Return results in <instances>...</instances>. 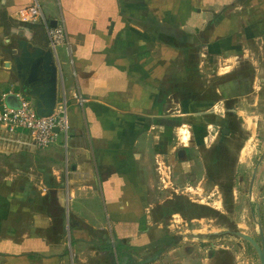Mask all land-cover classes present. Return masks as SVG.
<instances>
[{"label": "crops", "instance_id": "0c3cea01", "mask_svg": "<svg viewBox=\"0 0 264 264\" xmlns=\"http://www.w3.org/2000/svg\"><path fill=\"white\" fill-rule=\"evenodd\" d=\"M35 2L66 30L57 101L65 91L69 129L39 149L0 123V264H209L165 232L173 197L153 200L151 157L172 154L176 129L185 146L201 141L190 119L212 108V66L263 39L264 0H0V105L25 94L17 41L50 48L45 22L18 16Z\"/></svg>", "mask_w": 264, "mask_h": 264}, {"label": "rangeland", "instance_id": "374dc122", "mask_svg": "<svg viewBox=\"0 0 264 264\" xmlns=\"http://www.w3.org/2000/svg\"><path fill=\"white\" fill-rule=\"evenodd\" d=\"M261 33L263 39L258 44L251 39L239 57L214 62L211 73L216 76L208 84L214 89L212 108L209 113L190 119L202 125L201 141L190 140L185 146L176 129L172 132V154L160 151L151 157L155 190L163 192L154 195L153 200L173 197L176 203L174 215L161 218L164 230L171 235L184 233L187 250L200 262L203 259L209 264H261L248 240L226 232L241 230L260 242V222L264 234V159L250 193L251 177L264 151V31ZM227 66H231L229 71L222 73ZM237 75L244 82L243 89L236 93L234 86H227L226 82L235 80ZM221 85V93L216 92ZM224 128L228 133H224ZM164 168L169 169L172 183L163 181ZM185 221L189 224L183 230L180 225ZM163 250L156 256H161Z\"/></svg>", "mask_w": 264, "mask_h": 264}, {"label": "built area", "instance_id": "2783aa9c", "mask_svg": "<svg viewBox=\"0 0 264 264\" xmlns=\"http://www.w3.org/2000/svg\"><path fill=\"white\" fill-rule=\"evenodd\" d=\"M21 21H31L40 18L45 22L49 38V47L55 58L57 49L66 42V30L63 22L51 25L47 22L42 7L38 2L21 7L18 10ZM20 105L11 107L6 104L0 105V123L13 134H22L28 141H20L24 144L32 143L36 148L43 149L56 142L60 133L67 136L69 124L67 116L68 96L64 91L62 98L57 101L54 111L49 116H41L37 113L35 101L31 97L18 94ZM80 99V97H79ZM81 100V99H80ZM55 128L59 130L56 131ZM163 181H169V169H163Z\"/></svg>", "mask_w": 264, "mask_h": 264}, {"label": "water", "instance_id": "95a60500", "mask_svg": "<svg viewBox=\"0 0 264 264\" xmlns=\"http://www.w3.org/2000/svg\"><path fill=\"white\" fill-rule=\"evenodd\" d=\"M52 25H55L53 22ZM14 67L17 74L23 79L24 95L34 99L36 111L41 116H49L53 113L57 103L58 73L59 68L55 55L51 48L34 45L25 39L17 41V48L12 50ZM58 131V128H55ZM224 133H228V129L224 128ZM264 159V151L259 157L250 181V193L253 190L255 178ZM260 239L257 241L252 235L241 230H235L233 233L243 239L248 240L256 249L261 264H264V234L261 223ZM204 236V235H202ZM122 264H127L123 262Z\"/></svg>", "mask_w": 264, "mask_h": 264}, {"label": "trees", "instance_id": "16d2710c", "mask_svg": "<svg viewBox=\"0 0 264 264\" xmlns=\"http://www.w3.org/2000/svg\"><path fill=\"white\" fill-rule=\"evenodd\" d=\"M174 204H176L175 201H172V199L168 200L167 203H165V204H163V205L161 206V209H162V213H161V214H162L163 216H165V215H168V214H170V213H173V212L175 211V210H174V209H175ZM116 246H117V249H118L119 251H122L123 248H126V249L131 248L130 246L123 245V244H121L120 242H118V243L116 244ZM105 247H107V246H105Z\"/></svg>", "mask_w": 264, "mask_h": 264}, {"label": "flooded vegetation", "instance_id": "af4514ba", "mask_svg": "<svg viewBox=\"0 0 264 264\" xmlns=\"http://www.w3.org/2000/svg\"><path fill=\"white\" fill-rule=\"evenodd\" d=\"M233 231H235V230H230V229H229V230H227L226 232H227V233L234 234ZM234 235H235V234H234ZM257 241H258V240H257ZM258 242H259V241H258ZM259 243H261V239H260V242H259ZM254 248H255V247H254Z\"/></svg>", "mask_w": 264, "mask_h": 264}]
</instances>
